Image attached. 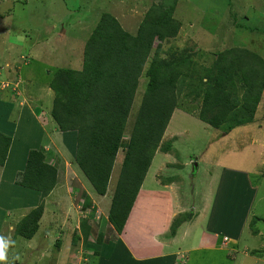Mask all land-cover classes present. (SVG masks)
<instances>
[{
    "label": "rangeland",
    "instance_id": "rangeland-1",
    "mask_svg": "<svg viewBox=\"0 0 264 264\" xmlns=\"http://www.w3.org/2000/svg\"><path fill=\"white\" fill-rule=\"evenodd\" d=\"M158 2L0 0V131L8 132L14 129L13 123L19 124L17 133L11 134L15 148L10 167L0 174V236L15 241L8 250L11 264H101L116 256L117 248L113 247L118 241L105 245L111 252L103 253L102 260L95 256V250L102 249L96 244L100 231L107 239L116 238L106 220L124 151L116 159L107 195L98 196L76 167L75 150L70 144L63 147L56 133L51 116L55 92L50 82L59 69H82L85 45L103 13H111L125 31L136 34L146 12ZM175 18L182 23L181 31L163 48L191 50L193 60L205 68L214 64L216 52L230 47L249 48L264 59V0H178ZM144 83L141 79L125 130L127 138L142 103ZM186 95L180 99L184 108L175 111L164 135V143L172 141L173 150L157 152L144 182V190L170 180L173 187L167 195L157 194L156 202L152 201L153 193L141 194L133 211L136 215L148 212L144 214L149 215L145 219L150 223L147 232L156 233L163 222H171L160 241L171 239L172 208L181 211V206V214L196 215L187 222L189 237L165 245L176 250L173 259L179 264H264V91L256 122L229 133L201 121L199 104ZM53 139L64 155H58L63 159L58 186L45 200L36 235L30 240L16 238L17 224L41 203L38 192L16 183L27 158L21 148L30 145L51 150L55 148ZM25 150L28 153L30 148ZM236 228L238 235L234 234ZM255 229L258 235H253ZM204 234H216L219 244L224 236L231 237L230 245L218 244L221 250L190 254L185 251L188 248H181L202 247ZM236 243L237 249L233 247Z\"/></svg>",
    "mask_w": 264,
    "mask_h": 264
},
{
    "label": "trees",
    "instance_id": "trees-1",
    "mask_svg": "<svg viewBox=\"0 0 264 264\" xmlns=\"http://www.w3.org/2000/svg\"><path fill=\"white\" fill-rule=\"evenodd\" d=\"M177 5L178 0L153 4L136 34L125 31L111 13H103L85 45L82 69H59L50 82L55 92L52 120L66 145L75 150V165L98 196L107 195L118 154H125L106 220L116 238L107 239L100 231L96 244L102 249L95 250L97 257L109 253L105 245L121 241L157 152H172L173 142L164 143V135L175 111L184 108L181 97L187 94L199 104L201 121L228 133L254 124L259 117L264 59L249 48L230 47L216 52L214 64L205 68L193 60L191 50L164 49V43L178 37L182 28L175 18ZM141 79L145 80L144 95L127 138L125 130ZM13 131H0V167L5 170L15 148ZM24 164L16 183L38 192L41 203L17 224L15 237L30 240L40 228L45 200L58 186L59 170L45 147L31 148ZM195 217L194 213L176 216L169 236L176 237L181 226ZM258 234L253 230V235Z\"/></svg>",
    "mask_w": 264,
    "mask_h": 264
},
{
    "label": "crops",
    "instance_id": "crops-1",
    "mask_svg": "<svg viewBox=\"0 0 264 264\" xmlns=\"http://www.w3.org/2000/svg\"><path fill=\"white\" fill-rule=\"evenodd\" d=\"M13 125L15 126L14 127V132L17 133L18 127H19L18 122L13 123ZM1 130H3V129H1ZM56 133H57V135L61 136V141H62V144H63V147H64L65 146V142H63L64 141V134H62L58 130L56 131ZM51 143H52V146L55 145V148H52L50 150V149L46 148L45 146L44 147H45V150L48 153V158L51 160V162H54V163L57 164V167H58V170H59V174H58V179H59V177H61V168H60L61 165H62V161L61 160H63L62 157L64 155H63V152L60 151L59 146L56 144L55 139H53V141L51 140ZM26 146L28 148H30V149L32 148L30 145H25L24 149L21 148L22 154L24 156L27 155V153H25L26 152V150H25ZM40 147H42V146H40ZM58 155L59 156L63 155V156L60 157L61 158L60 159L58 157ZM11 156L12 155L10 153L9 162L11 160ZM8 165H9V163H8ZM17 168H15V169H17ZM5 169L6 168H4V167H0V174L1 175L4 173ZM148 175H149V172H148ZM76 176H78L77 172H76ZM145 186L146 185L144 183L143 187L140 190L139 196L141 194H144V193H151V194L153 193V196L151 198H154V200H152V201L156 202V197L155 196L157 194H166L167 195L168 194V192H167L168 188H172L173 184H169V185L168 184H164V185H161V187H158V188H154V189L146 188V190H144ZM155 189H163V190L161 192H159V191H155ZM148 190H151V191H148ZM139 196H138V198H139ZM222 196H224V194H222L220 198H222ZM168 199L172 201L173 198L170 197ZM173 202H174V200H173ZM151 207L154 209L153 204L151 205ZM160 208H159V210H160ZM180 208H181V211L176 210V207L172 208V211H171L172 214L169 217L172 219V218H175L176 216H178L179 214H181V212H183L184 209L181 206H180ZM144 214H148V212H146ZM144 214L142 213L140 215H136L135 212L132 211V214H131V216H130L127 224H126L125 230L121 234V236L119 237L121 241L118 243V245L113 247V248H117L116 256L114 255L112 257H108L109 260L107 259L105 262H103L101 264H105V263L109 264L110 262H111V264H179L176 261L177 259L176 260L173 259L174 256H177L176 255V250L170 249L171 247H166L165 245L174 244V242H175V240L177 238L184 239L185 237L186 238L189 237L188 229L186 228L188 223H184L181 226V228L179 229L178 234H177L176 237H173V238L170 237L171 239H168L166 241H160V238L163 236V234H165V232H167V229L170 226L171 222H168V223H164L163 222L164 224L162 223L161 229L158 232H156V233H151L150 231L147 232L150 223H145V219L149 215H144ZM131 218H133V219H131ZM134 218H135V220H134ZM170 218H168L167 221H170ZM130 223H131L132 227H130ZM142 226H146V227L145 228H141ZM237 226H239V224ZM227 233H230V232L226 231L225 234H227ZM238 233H239V231L236 228V230L234 231V234L238 235ZM230 234H232V233H230ZM214 237L216 238V234H214ZM214 237H213V235H207V234H204L201 237V240H200L201 243L203 245L204 244L205 245H209L210 248H207V246H203V245H202V247H195V246L185 247L186 245H184V246H181V248H183V247H184V249L188 248L189 250L187 249L185 251H188L189 254L191 252H193V251L196 252V251H199V250L200 251H208V250H212V249L221 250L222 247L218 246L219 242ZM225 237H227V236H224V238ZM224 238H223L222 242L219 245H221V246L230 245L229 243L231 242V237H229V238L227 237V239H228L227 242L224 241ZM232 239L235 240L236 242H238V239L237 240L234 239V238H232ZM223 242H225V243H223ZM150 245H152L153 248L152 247L147 248ZM236 245H238V243H236ZM180 251H184V250L180 249ZM110 252H111V249H110V251H109V253L107 255H109ZM102 257H103V254H102V256H100L101 260H102ZM117 258H119L120 261ZM161 258H163V259L160 262H158V259H161ZM99 264H100V262H99Z\"/></svg>",
    "mask_w": 264,
    "mask_h": 264
},
{
    "label": "clouds",
    "instance_id": "clouds-1",
    "mask_svg": "<svg viewBox=\"0 0 264 264\" xmlns=\"http://www.w3.org/2000/svg\"><path fill=\"white\" fill-rule=\"evenodd\" d=\"M15 244L9 237L0 236V264H11V261L8 257V250ZM15 259H19V257H15Z\"/></svg>",
    "mask_w": 264,
    "mask_h": 264
},
{
    "label": "built area",
    "instance_id": "built-area-1",
    "mask_svg": "<svg viewBox=\"0 0 264 264\" xmlns=\"http://www.w3.org/2000/svg\"><path fill=\"white\" fill-rule=\"evenodd\" d=\"M225 239H227V238H225Z\"/></svg>",
    "mask_w": 264,
    "mask_h": 264
},
{
    "label": "water",
    "instance_id": "water-1",
    "mask_svg": "<svg viewBox=\"0 0 264 264\" xmlns=\"http://www.w3.org/2000/svg\"><path fill=\"white\" fill-rule=\"evenodd\" d=\"M197 166V165H196Z\"/></svg>",
    "mask_w": 264,
    "mask_h": 264
}]
</instances>
